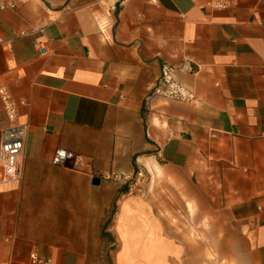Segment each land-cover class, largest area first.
<instances>
[{
  "label": "crops",
  "instance_id": "0c3cea01",
  "mask_svg": "<svg viewBox=\"0 0 264 264\" xmlns=\"http://www.w3.org/2000/svg\"><path fill=\"white\" fill-rule=\"evenodd\" d=\"M14 1L0 87L27 133L19 177L0 165V264H204L177 208L211 225V264H264V0ZM164 62L196 101L152 94ZM10 124L0 95V145Z\"/></svg>",
  "mask_w": 264,
  "mask_h": 264
},
{
  "label": "built area",
  "instance_id": "2783aa9c",
  "mask_svg": "<svg viewBox=\"0 0 264 264\" xmlns=\"http://www.w3.org/2000/svg\"><path fill=\"white\" fill-rule=\"evenodd\" d=\"M124 0H110L108 11L111 14H116L118 8L123 4ZM212 6L217 9L229 8L233 0H212ZM17 4L14 0H0V10L16 9ZM44 27L37 29L44 33ZM176 67L168 63H162L161 74L158 81L155 83L152 94L175 99L183 102H193L197 98L193 91L187 86L179 82L174 75ZM0 95L2 97L4 108L9 116L11 124L2 131L0 145V165L3 169L4 179H16L19 177V157L24 151L26 140V126L17 123V105L6 87H0ZM22 104H26L22 101ZM73 154L65 149H59L53 159L55 164H65L73 158ZM138 178H143V173L138 174ZM121 179V177H118ZM125 180H131V176H125ZM32 263L34 264H50V260L41 259L37 254L31 255Z\"/></svg>",
  "mask_w": 264,
  "mask_h": 264
},
{
  "label": "rangeland",
  "instance_id": "374dc122",
  "mask_svg": "<svg viewBox=\"0 0 264 264\" xmlns=\"http://www.w3.org/2000/svg\"><path fill=\"white\" fill-rule=\"evenodd\" d=\"M146 175L144 174L141 183H139L134 191V195L137 194H144L143 192V184L145 183V179H146ZM150 182V180H148ZM146 196V195H145ZM144 196V198H145ZM194 209H190L187 208L186 211H182L181 209H175V212H173L172 214V219H171V235L170 237L172 239H175V237H177L178 235H184L185 237V241L184 243H186L187 245L190 244V247L192 249H194V242L195 239L197 238L198 241H200L202 243V247L204 248V251L207 252L206 256H204V260L206 259V261H204V264H211V262H220L222 263L220 260L219 261V257L213 253L214 256L211 255L212 253V249H211V225L210 224H203V225H196L195 224V214H194ZM161 214V212H159ZM162 217V216H161ZM198 231L202 232V239L198 238L199 235L197 234ZM114 240L112 239V236H109L105 239V242L107 243L108 247L110 246V244H112ZM176 242H178L176 240ZM175 242V243H176ZM211 249V250H210ZM194 251V250H192ZM101 260V264H112V257L107 254L104 255L102 257H100ZM103 262V263H102ZM173 264H181V261L177 258H174V261H172ZM193 264V263H192Z\"/></svg>",
  "mask_w": 264,
  "mask_h": 264
},
{
  "label": "trees",
  "instance_id": "16d2710c",
  "mask_svg": "<svg viewBox=\"0 0 264 264\" xmlns=\"http://www.w3.org/2000/svg\"><path fill=\"white\" fill-rule=\"evenodd\" d=\"M108 225H109V222H107V223L104 225V230H103V232H102V237H103L104 239H106L107 237L111 236L110 233L107 231Z\"/></svg>",
  "mask_w": 264,
  "mask_h": 264
},
{
  "label": "water",
  "instance_id": "95a60500",
  "mask_svg": "<svg viewBox=\"0 0 264 264\" xmlns=\"http://www.w3.org/2000/svg\"><path fill=\"white\" fill-rule=\"evenodd\" d=\"M93 183L96 184V185H98V184L100 183V178L95 177V178L93 179Z\"/></svg>",
  "mask_w": 264,
  "mask_h": 264
}]
</instances>
